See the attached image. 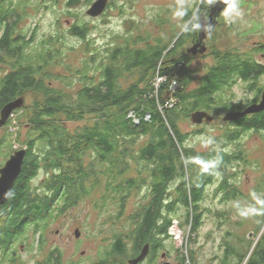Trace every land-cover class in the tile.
<instances>
[{
	"label": "trees",
	"instance_id": "16d2710c",
	"mask_svg": "<svg viewBox=\"0 0 264 264\" xmlns=\"http://www.w3.org/2000/svg\"><path fill=\"white\" fill-rule=\"evenodd\" d=\"M37 1L38 6L33 7L34 0H0V63L9 66L0 79V115L7 105L25 99L28 93L41 95L43 99L28 107L29 112L22 110L28 120L29 136L20 141L19 133L15 141L28 151L12 196L6 205L0 206V258L13 262L16 244L24 241L29 231L36 236L44 234L48 220L74 207L96 188L104 189L106 203L117 202L120 210L117 218L122 216L131 193L142 187L150 191L148 202L131 218L132 229L128 235L116 236L104 253L102 264L127 257L126 239L135 250L151 244L154 254L158 253L163 240L171 238L170 230L180 206L186 208V221L197 233L203 224L201 205L205 192L214 183L216 174L224 178L220 188L226 192V199L238 198V189L228 184L226 174L234 161L245 158L241 151L235 154L228 151V144L237 142L243 133L264 132V112L229 123L233 128L226 131L221 140L223 146L207 153L185 147L187 137L179 123L199 111L215 118L222 112L243 111L247 106L233 105L225 98L227 89L239 81L257 90L254 103H258L264 88H258L256 82L264 74V66L256 60V54L262 53L264 46L249 53L222 54L214 50L216 62L199 80V86L191 90L196 71L186 63L183 65L185 58L180 57V47L192 37L187 29L175 37L173 48L162 39L152 45L143 37L130 38L105 47L104 53H91L75 68L74 79L66 74L53 79L55 75L51 74L67 58L65 50L57 48L64 38L52 36L37 43L38 25L22 32L28 9H51L58 4V0ZM93 1L69 0L68 5L88 6ZM215 1L201 0V7ZM191 16L193 12L187 13V22ZM134 22L131 23L136 26ZM68 35L86 40L89 28L75 23ZM163 59L164 66L160 69ZM156 77L169 80L156 88L153 83ZM174 79L181 86L172 95L176 104L161 110L164 92ZM60 80L62 87L56 86ZM131 113L139 119V125L134 123ZM81 123L82 127L71 132L70 124ZM15 141L7 146L4 138L1 148H13ZM87 157L91 158L88 162ZM43 169L48 174L45 191L35 192L31 182ZM131 172L132 176L127 178L126 174ZM178 180L175 198L166 199L168 186ZM258 214L260 233L264 225V201L259 202ZM261 235L254 249V241L237 238L246 244L248 251L226 243L221 263L264 264V232ZM183 259L182 264L187 261Z\"/></svg>",
	"mask_w": 264,
	"mask_h": 264
},
{
	"label": "rangeland",
	"instance_id": "374dc122",
	"mask_svg": "<svg viewBox=\"0 0 264 264\" xmlns=\"http://www.w3.org/2000/svg\"><path fill=\"white\" fill-rule=\"evenodd\" d=\"M34 1L36 3L32 2L33 7H37L38 1ZM68 1L58 0V4H54L51 9H39V11L37 8H30L22 23V32L27 31L30 26L34 28L38 25L37 43L44 39L48 40L52 36L64 38L66 41L64 43V40H58L60 43L57 44V48L61 52L65 50L67 58L65 60L63 58L64 62L60 60L61 63L51 74L55 75L53 79L63 77L65 74L74 79L75 68L80 67L81 62L91 53L95 51L104 53L105 47L107 49L109 45H117L130 38L143 37L152 45L162 39L163 42L171 44L170 48H173L176 42L175 37H180L184 32L183 29L195 24L196 15L201 10V0H110L101 16L91 17L88 11L97 0H94L91 5L80 4L78 7H70ZM228 1L230 5L212 32L206 54L202 56L189 54L190 38L180 47V57L185 58L182 64L186 63L191 70L196 71V80L189 87L190 90L199 86V80H202L209 67L216 62L214 50L222 54L228 51L249 53L264 46V0ZM232 4H235L236 8H231ZM186 12L188 14L193 12L188 22ZM133 21L136 26L131 23ZM75 23L88 26L90 36L86 40L68 35L69 29ZM164 59L160 63V69L162 65L164 66ZM256 60L264 66V51L256 54ZM7 70L0 64V79ZM162 78H155L153 83L156 88L163 87L169 80L166 77ZM258 79L257 87L264 88V74ZM56 86L62 87V81H58ZM249 86V83L239 81L233 88L227 89L225 98L233 105L249 106L258 98L257 90L250 89ZM180 87L177 79H174L167 89L168 92H164L166 98L161 110L166 107L172 108L176 104V99L172 95ZM40 100H43L41 95L38 97L35 93L26 94L25 108L20 109L18 113H13L7 125L0 128V169L15 150L25 148L15 140L19 133L18 140L23 141L28 138L26 128L28 120L24 112H29L28 107ZM260 100L261 96L258 102ZM226 114L228 113L222 112L212 123L201 125L194 124L191 118L181 120L179 128L187 137L185 147L193 148L199 153H207L223 146L221 140L226 131L233 128L229 125L231 122L223 120ZM83 124H70L71 132L76 131ZM4 138L7 146L15 141L13 148H1V141ZM228 151L232 154L241 151L245 158L244 161H234L226 174L228 184L238 189V198L226 199V192L220 188L224 178L222 174H216L214 183L208 186L205 192L201 205L204 211L203 224L198 232H193L191 225L186 221V208L180 206L174 216L176 219L174 227L170 230L171 238L163 240L157 262H162V254L166 253L170 264H182L183 258L187 259L184 264H222L221 261L226 255V243L235 244L240 247L239 249L248 251L246 244H241L237 238L254 241L253 249L259 242L264 232V225L261 232L258 231L259 202L264 201V132L243 133L237 142L228 144ZM90 159L87 157L86 162ZM132 174L133 172L126 174V177L129 178ZM46 177L48 174L45 169L40 170L38 176L31 182L35 192L45 191ZM179 184L178 180L168 186L166 199L175 198ZM104 195V189L96 188L74 207L62 214L56 213V218H49L44 234L36 236L33 231H29L26 239L16 244L13 262H4V259L0 258V264H35L43 262L55 253H58L57 256L62 258V263L65 264L70 262L78 264L79 261L88 264L103 258L117 235H128L132 229L131 218L142 205L148 202L150 191L142 187L131 193L120 218H117L120 213L117 202L109 200L106 203ZM77 231L80 232L79 237H76ZM125 241L131 251L133 243L127 239ZM191 253L195 262L192 260ZM251 254L252 250L247 260Z\"/></svg>",
	"mask_w": 264,
	"mask_h": 264
},
{
	"label": "water",
	"instance_id": "95a60500",
	"mask_svg": "<svg viewBox=\"0 0 264 264\" xmlns=\"http://www.w3.org/2000/svg\"><path fill=\"white\" fill-rule=\"evenodd\" d=\"M109 0H97L88 11V15L91 17H98L101 16L106 6L108 5ZM230 5V2L228 0H222L216 3H212L208 6L207 10L210 12V15L207 17L204 16L200 22L199 27L197 28L199 30L197 37L199 35L200 41L196 44L194 43L193 48L189 51L190 53H193L195 55L197 54H205L207 51V47L205 44V40L209 37V35L214 32V28L217 27L219 24L218 19L221 15V12L228 8ZM261 100L258 103H253L249 106H247L243 111L238 112H229L225 115L223 118L226 122H236L240 118H244L249 115H256L264 112V90L262 91ZM25 99H19L17 101H13L9 105H7L2 113H1V120H0V128L5 126L6 121L11 117V114L16 109L22 108L25 104ZM215 117L209 114L208 112L199 111L192 115L191 121L194 124L201 125L203 123H212L214 121ZM26 150H21L13 155L10 160L5 164L2 169H0V206L6 205L8 203L10 197L12 196V192L14 190V187L16 185L17 179L20 178V175L22 173V165L24 164L25 156H26ZM80 236V232H76V237ZM149 249L150 246L146 245L142 251L141 254L134 260L130 261V264H140L142 263L149 255ZM168 264V263H167Z\"/></svg>",
	"mask_w": 264,
	"mask_h": 264
},
{
	"label": "flooded vegetation",
	"instance_id": "af4514ba",
	"mask_svg": "<svg viewBox=\"0 0 264 264\" xmlns=\"http://www.w3.org/2000/svg\"><path fill=\"white\" fill-rule=\"evenodd\" d=\"M219 1H222V0H218V1H215V2H212V3H216V2H219ZM30 3H31V1H30ZM109 3H110V0H109V2H108V5H109ZM211 3V4H212ZM210 5V4H209ZM209 5H206V6H202L201 7V10H200V12L198 13V15H196V17H197V19H196V22H195V24H192L190 27H188L187 28V30H189L191 33H192V37H191V49L193 48V46H194V43H198L199 41H200V38H199V35H198V37H197V34H198V32H199V30L197 29L198 27H199V22H200V20L204 17V16H208V15H210V12L207 10V8H208V6ZM227 10V8L226 9H224L222 12H221V15H219L220 17L219 18H217L218 19V22L220 23V21L222 20V14L225 12ZM195 17V18H196ZM195 20V19H194ZM193 20V21H194ZM211 37H212V33L209 35V37L204 41L205 42V44H206V47H207V51L209 50V46L207 45L208 44V42L210 41V39H211ZM191 49H189L188 50V52L191 50ZM207 51L205 52V54L207 53ZM189 54H191L192 56H202V55H204V54H197V55H195V54H193V53H190L189 52ZM1 64V63H0ZM1 65H4L5 66V68H7L8 70H9V66L8 65H6V64H4V63H2ZM7 70V71H8ZM12 115V114H11ZM0 120H1V116H0ZM9 120V119H8ZM8 120L6 121V123H5V126L7 125V122H8ZM5 126H3V127H5ZM21 150H26V152L28 151L27 150V148H23V149H17V150H15L13 153H12V155L9 157V159L5 162V164L10 160V158L13 156V155H15L14 153H16V152H18L19 153V151H21ZM26 154V153H25ZM27 155V154H26ZM25 159H26V156H25ZM24 163H25V160H24ZM5 164H4V166H5ZM24 165V164H23ZM23 165H22V167H23ZM3 166V167H4ZM80 231V230H79ZM147 245H149L150 246V249H149V255H148V257L142 262V263H140V264H170V262H168V255L166 254V253H163L162 254V262H157L156 261V259L158 258L157 257V255L160 253L159 251H161V250H159L158 251V253H156V254H154V252H153V247H152V245L151 244H147ZM146 246V245H145ZM144 248V247H143ZM142 248V249H143ZM142 249H140V251H139V249L138 250H135V248H133V249H131V251H128L127 253H128V255H127V257L124 259V260H121V259H117L116 261H114V260H112V261H109L107 264H130V261H132V260H134V259H136L141 253V251H142ZM128 250H130L129 248H128ZM54 255V256H53ZM53 255H51V256H53V257H49V258H47V259H45L43 262L42 261H40L39 263H35V264H65V263H62V258H59L57 255H58V253L56 254H53ZM103 261H104V258H100V259H98V260H96L95 262H89L88 264H102L103 263ZM10 262V261H9ZM68 264H77V263H72V262H70V263H68ZM78 264H84V263H82L81 261H79V263Z\"/></svg>",
	"mask_w": 264,
	"mask_h": 264
},
{
	"label": "built area",
	"instance_id": "2783aa9c",
	"mask_svg": "<svg viewBox=\"0 0 264 264\" xmlns=\"http://www.w3.org/2000/svg\"><path fill=\"white\" fill-rule=\"evenodd\" d=\"M130 117L132 118V119H134V123H136L137 125H139V119H137V117L134 115V113H131V115H130Z\"/></svg>",
	"mask_w": 264,
	"mask_h": 264
},
{
	"label": "clouds",
	"instance_id": "9594fccd",
	"mask_svg": "<svg viewBox=\"0 0 264 264\" xmlns=\"http://www.w3.org/2000/svg\"><path fill=\"white\" fill-rule=\"evenodd\" d=\"M230 7L231 8H236V5L235 4H232ZM208 142L210 143L211 141L209 140Z\"/></svg>",
	"mask_w": 264,
	"mask_h": 264
},
{
	"label": "bare ground",
	"instance_id": "6f19581e",
	"mask_svg": "<svg viewBox=\"0 0 264 264\" xmlns=\"http://www.w3.org/2000/svg\"><path fill=\"white\" fill-rule=\"evenodd\" d=\"M180 235V234H179Z\"/></svg>",
	"mask_w": 264,
	"mask_h": 264
}]
</instances>
